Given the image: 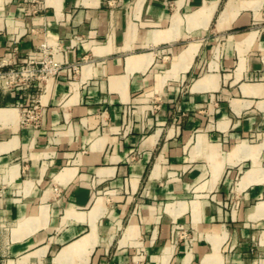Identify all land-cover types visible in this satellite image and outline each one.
I'll use <instances>...</instances> for the list:
<instances>
[{
  "label": "crops",
  "instance_id": "1",
  "mask_svg": "<svg viewBox=\"0 0 264 264\" xmlns=\"http://www.w3.org/2000/svg\"><path fill=\"white\" fill-rule=\"evenodd\" d=\"M44 44L0 87V264H264V0H0V64Z\"/></svg>",
  "mask_w": 264,
  "mask_h": 264
},
{
  "label": "built area",
  "instance_id": "2",
  "mask_svg": "<svg viewBox=\"0 0 264 264\" xmlns=\"http://www.w3.org/2000/svg\"><path fill=\"white\" fill-rule=\"evenodd\" d=\"M49 45H42L44 55L37 57L31 55L21 66L17 63H8V67L0 64V87L4 89H23L30 91L35 87H42L55 77L63 68V63L56 57L55 50L60 48L57 44L53 50L49 49ZM78 65L73 64V69H77ZM41 119V103L39 98H35L34 102L28 104L21 114L23 124H37Z\"/></svg>",
  "mask_w": 264,
  "mask_h": 264
}]
</instances>
